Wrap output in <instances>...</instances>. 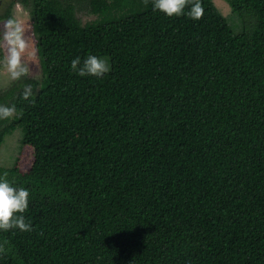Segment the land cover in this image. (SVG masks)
Here are the masks:
<instances>
[{"label":"trees","instance_id":"1","mask_svg":"<svg viewBox=\"0 0 264 264\" xmlns=\"http://www.w3.org/2000/svg\"><path fill=\"white\" fill-rule=\"evenodd\" d=\"M22 1L42 76L0 92L17 109L0 145L20 128L32 158L0 174L29 189L33 227L0 231V264H264V0H224L237 32L213 0L199 20L152 0ZM89 53L110 71L74 73Z\"/></svg>","mask_w":264,"mask_h":264},{"label":"clouds","instance_id":"2","mask_svg":"<svg viewBox=\"0 0 264 264\" xmlns=\"http://www.w3.org/2000/svg\"><path fill=\"white\" fill-rule=\"evenodd\" d=\"M153 10L172 17L185 15L199 20L204 14L201 0H152ZM0 67L11 82L20 81L30 70L28 58H34L35 48L31 46L25 25L13 17L7 18L0 26ZM71 70L81 77H102L110 71L111 65L104 57L89 53L83 59L76 56L70 61ZM35 93L30 84L21 89L24 100L34 102ZM17 109L14 104L0 103V120L14 118ZM30 191L27 187L13 185L7 173L0 174V231L32 230V222L24 213L28 209ZM6 241L0 243V255L9 251Z\"/></svg>","mask_w":264,"mask_h":264},{"label":"rangeland","instance_id":"3","mask_svg":"<svg viewBox=\"0 0 264 264\" xmlns=\"http://www.w3.org/2000/svg\"><path fill=\"white\" fill-rule=\"evenodd\" d=\"M213 3L217 7V9L221 12V14L227 19L229 25L232 27L234 31H240V19L237 14L232 11L230 5L224 0H213ZM13 16L15 19L23 23L28 30V38L30 39L31 46L35 48L36 55L34 58L29 57L28 62L30 65L29 73L26 76L40 78L42 76V69L40 65L39 55L37 49L35 47V37L33 35L32 27H31V15L28 12V9L20 6L19 4H15L13 6ZM77 17L79 18L82 24L86 22L92 21L96 18L95 15L88 14L86 12H78ZM5 20H0V26H2ZM2 55V52H0ZM6 74L4 73L2 67H0V92L8 88L12 82L8 81L6 78ZM21 129L17 128L11 134L7 135L0 145V165L2 167L8 168L11 167L17 157L21 159V162L25 165L30 164V160L32 158V152L30 147L22 146L20 143L21 137Z\"/></svg>","mask_w":264,"mask_h":264},{"label":"flooded vegetation","instance_id":"4","mask_svg":"<svg viewBox=\"0 0 264 264\" xmlns=\"http://www.w3.org/2000/svg\"><path fill=\"white\" fill-rule=\"evenodd\" d=\"M15 4H19L20 6H22V7H24L25 9H28V12H29V14H30V5H27V6H25L24 5V2L22 1V0H0V13L1 12H4L5 11V9L6 8H8V10H9V13H10V15H11V17H13L14 18V16H13V6L15 5ZM9 18V17H8ZM7 18H1L0 20H6Z\"/></svg>","mask_w":264,"mask_h":264}]
</instances>
